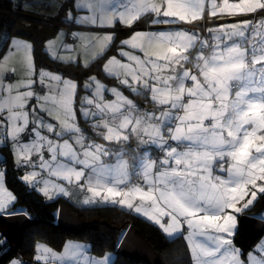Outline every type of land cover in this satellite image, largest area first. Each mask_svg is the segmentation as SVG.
I'll return each mask as SVG.
<instances>
[{"label": "snow or ice", "instance_id": "1", "mask_svg": "<svg viewBox=\"0 0 264 264\" xmlns=\"http://www.w3.org/2000/svg\"><path fill=\"white\" fill-rule=\"evenodd\" d=\"M39 7L60 21L43 51L82 66L86 78L81 86L37 69L34 43L5 34L0 144L11 146L18 180L48 200L71 196V186L83 205L138 214L166 238L183 237L188 264H264V213L252 217L261 224L247 247L236 240L264 200V0H43ZM117 26L130 34L109 56ZM97 62L112 86L87 75ZM6 175L0 170V218L29 216L16 208ZM6 245L0 239L5 256ZM110 257L68 240L59 250L36 242L31 260L113 264ZM7 264L27 262L13 255Z\"/></svg>", "mask_w": 264, "mask_h": 264}, {"label": "trees", "instance_id": "2", "mask_svg": "<svg viewBox=\"0 0 264 264\" xmlns=\"http://www.w3.org/2000/svg\"><path fill=\"white\" fill-rule=\"evenodd\" d=\"M34 17L43 20L35 19ZM53 22L60 23L55 18V14L39 15L31 11H24L16 0H0V35L4 32L8 36L20 35L32 41L34 43L37 69L43 66L61 72L65 76L77 79L82 86L86 78L85 70L82 66H69L53 62L43 51L42 42L51 37L58 26ZM145 24L138 23L136 26H144ZM118 40L119 37L117 36L115 43L112 45V51H109L108 54L115 53ZM101 63L93 64L87 71V75L95 74L107 85H113L115 83L114 80L105 79L104 75L101 74ZM135 99L140 101V103H144V100L137 98V96ZM81 125L85 128L87 127L83 121ZM129 154L131 155V153ZM0 168L7 170L5 179L7 187L17 196L16 208L26 210L30 218V223L22 231L20 241L15 247L6 236L5 225L0 220V239H7L6 248L8 251L7 256L0 254V264H7V259L13 255L22 258L27 264H32V250L36 242L45 243L53 249L59 250L67 238L86 242L89 246V252L93 256L103 252L111 253L114 257L112 260L113 264H146L139 261H130L115 254V248L119 242L118 238L129 225H132L153 247L160 259V264H175L177 260L180 261V264H188L190 260V257L185 254L186 243L182 237L168 239L158 227L153 226L139 216L129 214L127 210L121 211L118 206L94 205L82 207L71 204L67 199L61 197L52 201H45L41 194L26 187L18 180L22 171L17 172L12 164L10 145L0 144ZM60 206L66 207L81 221H98L100 225L96 229H84L78 233L68 232L59 228L55 224V218L57 209ZM263 212L264 200H259L258 198L255 207L246 215L255 216V214Z\"/></svg>", "mask_w": 264, "mask_h": 264}, {"label": "water", "instance_id": "3", "mask_svg": "<svg viewBox=\"0 0 264 264\" xmlns=\"http://www.w3.org/2000/svg\"><path fill=\"white\" fill-rule=\"evenodd\" d=\"M40 19L41 18H36ZM5 225V234L15 247L20 241V236L24 228L30 223V218L27 216H17L12 218H0ZM246 222L250 225L246 228L242 235H238L236 240L238 244H243L245 247L252 241L255 232L259 230L261 221L252 219V216L246 215ZM55 224L68 232L78 233L81 230L96 229L100 222L98 221H81L72 214L66 207L60 206L56 212ZM127 235L123 238L120 246L115 248V254L130 261H139L146 264H160V259L153 247L139 234V232L129 225L125 232Z\"/></svg>", "mask_w": 264, "mask_h": 264}, {"label": "rangeland", "instance_id": "4", "mask_svg": "<svg viewBox=\"0 0 264 264\" xmlns=\"http://www.w3.org/2000/svg\"><path fill=\"white\" fill-rule=\"evenodd\" d=\"M16 1H18V3H22L23 1H24V3H23V6H26L27 5V3H28V1H37V0H16ZM27 2V3H26ZM29 4V3H28ZM31 4V3H30ZM198 23H200V22H198ZM185 27H191V25H184ZM4 33V32H3ZM1 34L0 35V50H2L3 49V47H4V42H5V34ZM48 39V38H47ZM113 54H115V53H109L108 55L110 56V55H113ZM49 57V56H48ZM58 63V62H57ZM59 64H62V63H59ZM53 71H55V70H53ZM61 73V72H60ZM68 77V76H67ZM71 78V77H70ZM106 84V83H105ZM109 87L110 86H112V85H108ZM126 94V93H125ZM81 95H83V93L81 94ZM146 107V106H145ZM83 120H81V122H82ZM81 127H83V125H81ZM135 145V144H134ZM11 147V146H10ZM23 174V173H22ZM21 174V175H22ZM70 187V191H71V196H69V197H64V196H59V197H61V198H64V199H67L69 202H71V204H74V205H78V206H82V207H91V206H94V205H83L82 204V200H83V194L81 193V191L78 189V188H74V187H71V186H69ZM34 191H36V190H34ZM38 194H40L38 191H36ZM42 197H44L43 195H42ZM58 197H56V198H54L53 200H55V199H57ZM44 200L45 201H52V200H48V199H46L45 197H44ZM119 207V206H118ZM264 213V212H263ZM134 214V213H133ZM134 215H136V216H139L138 214H134ZM139 217H141V216H139ZM142 219H144V220H146V218H144V217H141ZM147 221V220H146ZM151 223V222H150ZM157 227V226H156ZM165 236V235H164ZM166 237V236H165ZM183 238V237H182ZM68 240H73V241H77V242H80V243H84V244H86V245H88L86 242H83V241H80V240H76V239H73V238H67L66 240H65V242L66 241H68ZM185 242V241H184ZM92 255V254H91ZM113 255L111 254V257H110V259L111 260H113Z\"/></svg>", "mask_w": 264, "mask_h": 264}, {"label": "crops", "instance_id": "5", "mask_svg": "<svg viewBox=\"0 0 264 264\" xmlns=\"http://www.w3.org/2000/svg\"><path fill=\"white\" fill-rule=\"evenodd\" d=\"M43 2V0H37V1H28V3H27V5H31V4H36L37 5V7H35V8H29V7H26V6H23V3H24V1L22 2V3H20V6L22 7V9L25 11H31V12H33V13H37V14H39V15H43V16H47V15H49L48 13H46L45 11H44V9L43 8H40L39 7V4H41ZM31 3V4H30ZM54 14V13H53ZM53 14H51V15H53ZM227 19H234V18H227ZM195 23H198V22H195ZM137 28H139V29H148L149 27H155V28H164V27H169V26H164V25H155V26H152V25H149V24H145L144 26H136ZM183 27H185L184 25H183ZM185 28H187V29H189V30H192V27H185ZM114 31H116L118 34L116 35V37L118 36L119 37V40H118V43H117V45H119V42H120V40H122V39H124L125 38V35H128V34H130V33H127V32H125V31H121L120 30V27L119 26H117V28L116 29H114ZM3 34H6V33H3ZM116 37H115V39H116ZM126 94H128L127 92H126ZM135 97L136 96H131V98L136 102V103H140V101H138V100H136L135 99ZM141 98L140 96H137V98ZM142 99L144 100V97H142ZM146 107H150V105H146L145 103H143ZM134 144H135V142H133ZM0 170H3V169H1L0 168ZM250 216V215H249ZM253 217V216H252ZM237 238V237H236Z\"/></svg>", "mask_w": 264, "mask_h": 264}, {"label": "built area", "instance_id": "6", "mask_svg": "<svg viewBox=\"0 0 264 264\" xmlns=\"http://www.w3.org/2000/svg\"><path fill=\"white\" fill-rule=\"evenodd\" d=\"M54 23V22H53ZM54 24H56V25H59V23H54ZM192 27V26H191ZM204 34L206 35L207 33H206V30H205V32H204ZM141 97V99H142V97L143 96H140ZM140 107H145V105L143 104V103H137ZM134 143L132 144V147L134 148ZM130 155V154H129ZM153 155H155V153H153Z\"/></svg>", "mask_w": 264, "mask_h": 264}]
</instances>
